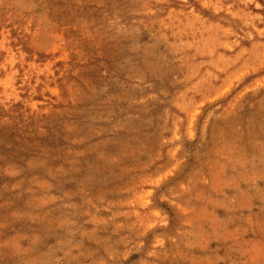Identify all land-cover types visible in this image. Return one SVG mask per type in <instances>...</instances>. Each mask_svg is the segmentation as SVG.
<instances>
[{"label": "rangeland", "instance_id": "374dc122", "mask_svg": "<svg viewBox=\"0 0 264 264\" xmlns=\"http://www.w3.org/2000/svg\"><path fill=\"white\" fill-rule=\"evenodd\" d=\"M0 264H264V0H0Z\"/></svg>", "mask_w": 264, "mask_h": 264}]
</instances>
